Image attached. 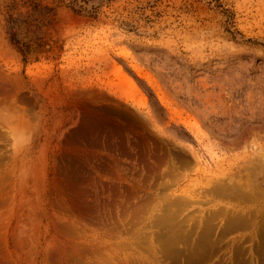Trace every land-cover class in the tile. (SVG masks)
<instances>
[{"label": "rangeland", "instance_id": "rangeland-1", "mask_svg": "<svg viewBox=\"0 0 264 264\" xmlns=\"http://www.w3.org/2000/svg\"><path fill=\"white\" fill-rule=\"evenodd\" d=\"M0 78V89L12 88L0 93V153L12 159L10 264H40V243L48 239L40 191L15 179L31 166L48 194L64 152L79 158L80 188L90 190L83 200L96 214L124 200L126 187L163 196L158 201L184 197L169 224L174 230L184 224V233L171 237L178 244L171 260L151 244L154 263L183 264L192 254L198 260L188 261L196 263L264 264V0H0ZM90 109L102 114L104 129L65 146ZM126 118L166 146L156 151L148 141L151 168L138 161L137 135H121L109 122ZM228 189L242 195L229 196ZM210 216L212 232L203 235ZM16 224L24 231L17 234L25 241L22 255ZM200 239L212 247H197Z\"/></svg>", "mask_w": 264, "mask_h": 264}, {"label": "bare ground", "instance_id": "bare-ground-1", "mask_svg": "<svg viewBox=\"0 0 264 264\" xmlns=\"http://www.w3.org/2000/svg\"><path fill=\"white\" fill-rule=\"evenodd\" d=\"M10 86H11V83H10ZM11 89L12 88L9 89L7 87L1 88L0 93L5 94V92H6V94H9L11 92ZM13 90L15 93V90H17V89H13ZM80 94L82 96V93H80ZM13 95H10V96L14 97ZM76 95H78V94H76ZM89 95L91 96V94H88V96ZM85 96H86V94H85ZM82 97H84V95ZM21 98H23L22 94H21ZM100 99H101V97H100ZM89 100H91V99H89ZM112 100H113V98H112ZM102 101H107V99L105 97H103V95H102ZM86 102H87V99H86ZM118 103H119V101H118ZM91 106H90V108H91ZM95 107H96V105H95ZM127 109H129V108L127 107ZM13 114H15V113H13ZM117 114H119V113H117ZM9 115H10L9 117L14 116L11 114H9ZM100 116H102V114L100 115L99 111H97V110H96V112L92 111V109H90V111H86V112L84 111L78 127L75 130L71 131L67 135L66 140H64L65 146L71 145V143H74L75 140H77L79 137H84L83 135H88L90 130L93 131V130H99L101 128L104 129L105 122L103 119H101ZM9 117L8 118L6 117V118L9 119ZM129 118H130V116H129ZM129 118L124 119V124L121 122H118V121H109V122L111 123V126L113 127V131H116L117 133H119L121 135H123L126 132H131L133 134L135 133L137 135L136 146L139 150L138 151L139 152L138 153V161L140 164H143L145 168H147V169L151 168L152 165H149L147 162L148 161L147 156L149 153L146 154V150H147L148 144H149L148 141L149 142L151 141V144L153 145V148H155L156 151L162 152L166 146H164L162 143V145L164 146V148L162 149L160 146L159 147L157 146L158 144L155 141L156 139L155 140L152 139L153 137L149 138L144 133V131H140V130L136 131L135 127L133 126L134 124L132 123V120ZM138 118H139V116H138ZM145 120H146V122L151 121L149 115H148V117L147 116L145 117ZM17 121H19V120H17ZM12 122H14V121H12ZM13 124H15V126H16L15 122ZM18 125L19 124H17V126ZM191 127L194 128L193 125H191ZM4 132H7V131H4ZM150 132H151V130H150ZM8 133H6V135L3 134L4 135L3 139H2L3 142L6 141V140H4V138H5V136L7 137ZM8 136H10V138L12 137L10 134ZM10 138L7 137L5 139L11 140ZM161 141H162V139H161ZM4 143H7V141ZM9 144H10V142L7 143V145H9ZM106 145L109 147V145H111V143L108 142V143H106ZM4 146H5V144H4ZM12 147H14V144H13V146L10 145V149H12ZM154 153H156V152H154ZM6 155H8V154H6ZM6 155L3 152L0 153V264H10L9 255H8L10 253V242H9V225H10V223H9V217H8V209H9V204H10L9 203L10 197H9L8 179L10 178L9 177L10 171H9L7 163L9 162V160L11 158L8 156L9 159H8V162H6L7 161L6 160L7 157H5ZM9 155H10V153H9ZM14 157H16V156H14ZM75 157L76 156L70 155L67 152H64V153H62V155H60L57 158L58 164H56V168H55V170H53L55 172L54 178L52 181L53 184L51 185V188L49 189L48 194H45L44 191L41 190L42 189L41 184H42L43 179H42V177L39 176V171L32 168L31 166H30V168H27V169H25L24 172H22L23 176H21V172H20V174L15 179V180H18L19 182L22 183L23 178H24L27 185L33 184L36 187L38 194L40 191V202H42V204L45 205L44 212H45V218L47 221V224H46L47 228L45 231H47L48 239H45L44 245H42L43 243H40V249L37 253L36 263H40V264H180L178 262L173 263V261H170L172 263H165V261H166L165 258H164L165 261H162V263L161 262L160 263H157V262L154 263V260H152V258H151L152 253L150 254V251H148V248L152 249L150 245L155 244V242H157V244H159L158 248L161 251L160 254L162 253V256L160 255L161 258L164 256L166 257V255H167V257H166L167 259H170V258H168L169 254L172 255L173 254L172 252L173 251L175 252V250H173V247H176L174 245L176 244L175 241H177V240L172 239L171 237L174 236V238H177L178 236L175 237V235L181 234L179 232L182 230V228L185 225L181 224L182 225V228L180 227L181 230H180V228L179 229L177 228V230L172 229V228H175L173 226L174 220H176V218L179 217V215H180V214L177 216L174 215L176 213H174L172 215V209H173V207L175 208L176 206H179L181 208L183 206L182 203L184 200L182 201V199L184 197L182 199H181V197H177L175 199V201H168V200H170V197H169V199H167V196H166L165 198L167 200L165 198H164V200H162L163 199L162 198L163 196H162V197H160L162 199L160 201H158L160 198L158 199V198L152 197L154 195V193L151 196L150 194L146 195L145 191H143L142 194L140 192L141 195H139L137 193V191L135 192L131 188L126 187V188H124V192L127 193V196L124 200H121L119 202H116V201L114 202L112 200L110 203L107 204V206L109 208H111L110 212H108L107 214H103V215L96 214L95 213L96 207L90 205V203H86V201L83 200V198L86 195L88 197H90V195H88L90 193L89 192L90 190H88V186L87 187L83 186L82 188H80V182H82V179L79 178L78 174H77L78 164H80V163L78 161L79 158L76 159ZM155 158H156V155H155ZM158 158H160V157H158ZM180 158H182V157H180ZM104 168L105 167H103L102 169H104ZM157 168H159V167H157ZM156 170H158V169H156ZM156 170L153 169L151 171H156ZM107 173H109V172H107ZM148 173H150V172H148ZM110 174H112V173H110ZM139 176H140V174H139ZM145 179H146V181H148L147 177ZM95 180H96V178H95ZM47 182L49 185V181H47ZM146 183H148V182H146ZM98 184L99 183H97V185ZM143 184H142V186H143ZM161 184H163V183H161ZM155 185H156V183H155ZM104 186L106 189L108 185L105 184ZM115 186L116 185L114 184V187ZM114 187H112V188L110 187V188L114 190ZM133 188H135V187H133ZM115 189H117L116 192L118 193V188H115ZM226 189L224 191H227ZM228 190H229L228 191L229 196H232L234 198L235 197L239 198V195L242 192L239 190H237V191L235 190L233 192L230 191V189H228ZM106 191H104V192H106ZM164 191L166 192V190H164ZM217 193H220V192H217ZM224 194H225V192H224ZM148 195H150V196H148ZM112 196H114V193ZM159 196H161V195H159ZM243 196H245V195H243ZM115 198H116V195L112 199H115ZM178 198H180L181 200ZM243 198L244 197H242L241 199H243ZM189 200L190 199L188 198L187 201L190 204L194 205L196 203V202L195 203L189 202ZM185 203H187V202H185ZM114 208H116V211H114ZM100 210H101V208H100ZM176 211L178 212V210H176ZM183 211L184 210H182V211L180 210V212H183ZM154 212H156V213H154ZM180 212H178V213H180ZM189 215H187V216H189ZM210 217H208L209 219H207L206 220L207 222L204 223L205 225L202 224V226L204 227V228H202V232H203L202 234L203 235H205V233L207 235L209 232H212V230L210 228V222H211L210 219L213 220L214 217L213 218L212 217L210 218ZM198 219H196V221H194V223L197 222ZM262 219L260 220L261 222H262ZM209 220H210V222H209ZM172 221H173V223L171 225V227H172L171 228L169 224H171L170 222H172ZM181 221H180V223H181ZM184 221L186 222V220H183V222ZM194 223H193V225H194ZM231 223H233V219H232ZM231 223H230V225H231ZM237 223H239V222H237ZM18 227H19V224H16L15 229L13 230L12 234H14L16 236L14 241L17 242L19 249L22 251L20 254L22 255V254H24L23 248L25 246V241L19 240L17 237V234H19L18 236L20 237L24 231ZM186 227H185V229H186ZM195 227H196V225H195ZM197 228H196V230H197ZM153 229L157 230L156 233L150 234L151 233L150 232L149 233L150 236L148 237L146 235L148 233L147 231L153 230ZM178 230H180V231L178 232ZM190 230L194 231V227L193 228L191 227ZM175 231L178 233H176ZM181 232L184 233L183 230ZM171 233H172V235H171ZM193 234H195V231ZM180 237H178V238H180ZM212 238H213V235H212ZM196 239H198V237H196ZM180 241H182V240H179V242ZM208 242L209 241L206 239H200V240H197L195 242V244H196V246H197V244H199L197 246V247H199L201 244L206 245ZM210 243H208V244H209V246L212 247V245ZM208 244H207V246H208ZM176 245H178V244H176ZM180 245H183V244L181 243ZM184 246L187 247L186 243ZM194 246L195 245L193 244V247ZM203 247H201V248H203ZM204 248L206 249V247H204ZM183 249H184V247H183ZM184 250H183V252H184ZM188 250H190V249L185 250V252ZM209 250H211V249H209ZM152 251H153V249H152ZM155 251H157V250H155ZM191 251H193L192 248H191ZM207 251H208V249H207ZM183 252H181V253H183ZM189 252H188V254H189ZM194 252H195V250H194ZM197 252L198 251L196 250V253ZM201 252H202V249H201ZM157 253H155V254L158 255ZM179 253H180V250H179ZM196 253H194V255ZM191 255H188V256L190 257ZM201 255H202V253H201ZM39 256H40V261H38ZM175 256H177V255H175V253H174L173 258ZM183 256H184V254L179 256V258L183 257ZM202 256H198V257L201 258ZM184 257H183V259H184ZM189 257H188V260H190ZM191 258H192V256H191ZM193 258L196 259L197 257H193ZM176 259H178V257ZM192 259H191V261H188L186 258L185 261L187 260V263L185 262L183 264H242V263H203V262L202 263H196V260H198V258L195 260V262H193ZM18 260L20 263L22 260L20 256H18ZM180 261L181 260H179V262ZM190 262H193V263H190Z\"/></svg>", "mask_w": 264, "mask_h": 264}]
</instances>
